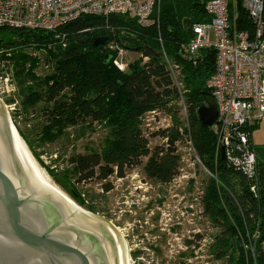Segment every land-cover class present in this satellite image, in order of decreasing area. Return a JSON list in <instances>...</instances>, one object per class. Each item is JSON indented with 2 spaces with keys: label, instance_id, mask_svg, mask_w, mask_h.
I'll return each instance as SVG.
<instances>
[{
  "label": "trees",
  "instance_id": "16d2710c",
  "mask_svg": "<svg viewBox=\"0 0 264 264\" xmlns=\"http://www.w3.org/2000/svg\"><path fill=\"white\" fill-rule=\"evenodd\" d=\"M205 2L161 0L159 23L148 27L120 14L107 19L80 16L59 29L67 35L66 47L57 41L54 47L43 49L47 56L43 60L50 63L51 72L47 75L33 73L31 68L38 63L35 59L13 53L16 77L25 82L21 91L18 87L17 91L22 93L25 108L40 118L34 127L40 128L45 142H55L66 128L87 122H103L109 128L101 151L74 153L67 158V178L74 177L77 183L92 179L105 181L114 173L123 177L126 170L141 165L144 157H147L143 166L147 177L171 182L180 172L178 142L188 137L203 165L213 174L204 201L213 219H217L218 213L223 219L222 231L214 243L217 258L228 257L231 249L237 247L236 264H264V146L253 143L256 126L248 134L247 144L234 140L230 148L238 157L250 148L255 150L257 173L250 175L216 154L214 131L198 115V107L211 95L207 80L215 70L214 50H203L197 63L178 55L180 43L192 37L191 31L184 27V19L190 18L192 23L209 20ZM238 3L237 27L253 31L252 19L242 0ZM106 24L114 29L110 30ZM4 29L7 28H0ZM14 30L18 36L6 42L0 37V46L24 44L28 48L31 43L36 42L38 47L43 42L54 41L52 32ZM108 34L109 40L140 54L127 70L114 64V53L106 48L108 41L95 45L97 37ZM160 35L168 55L182 66V88L165 64ZM108 54L112 55L109 61L105 59ZM27 63L30 68L25 71ZM182 101L186 105L185 120ZM153 110L170 115L173 124L151 133L166 139L151 148L142 121ZM19 130L25 135L24 130ZM104 186L106 190L111 188L109 182Z\"/></svg>",
  "mask_w": 264,
  "mask_h": 264
},
{
  "label": "rangeland",
  "instance_id": "374dc122",
  "mask_svg": "<svg viewBox=\"0 0 264 264\" xmlns=\"http://www.w3.org/2000/svg\"><path fill=\"white\" fill-rule=\"evenodd\" d=\"M0 31L5 42L18 36L14 29ZM21 54L38 61L36 67L31 68L35 75L45 76L51 72L44 64L43 59L47 56L40 49L29 46L25 52H14V56ZM139 57L137 51L130 50L125 59L130 63ZM28 68L29 63L25 71ZM24 83L15 77V91L0 94L14 125L18 130H24L26 136L19 131L45 171L79 197L80 207L117 227L135 263L236 264L237 247L232 248L226 258L216 256L214 243L222 231L223 219L221 213L213 219L206 211L204 201L213 174L203 165L188 137L178 142L180 172L171 182L162 183L147 177L143 168L147 157H144L141 165L126 170L123 177L114 173L105 181L92 179L77 183L74 177L67 178V158L74 153L101 151L109 128L103 122H87L66 128L55 142L43 141L40 128L34 127L40 118L31 113L30 108H25L22 93L17 91V87L21 91ZM182 115L185 120L184 111ZM172 124V117L164 112L147 113L143 117L142 128L149 136L151 148L165 142V139L151 136V133ZM221 157L225 158L223 151ZM106 182L110 183V190L105 189Z\"/></svg>",
  "mask_w": 264,
  "mask_h": 264
},
{
  "label": "built area",
  "instance_id": "2783aa9c",
  "mask_svg": "<svg viewBox=\"0 0 264 264\" xmlns=\"http://www.w3.org/2000/svg\"><path fill=\"white\" fill-rule=\"evenodd\" d=\"M160 1L0 0V28L54 33V41L39 44L41 48L36 47V42L30 44L31 49L43 51L54 47V42L66 47L67 35L59 30L60 27L84 15L107 19L112 14H120L135 19L144 27L158 25ZM242 6L252 19L253 31L237 27L238 0H206L205 10L209 20L191 24L192 37L180 43L178 55L197 63L202 59L203 50H214L215 70L207 80V87L218 110L217 122L211 126L216 136V154L221 155L224 150V159L228 164L254 175L257 173L255 150L250 148L238 157L230 152V148L234 140L247 144L252 128L264 119V0H242ZM106 27L114 29L108 24ZM159 41L165 64L175 83L181 87L182 66L168 55L161 35ZM28 48L24 44L0 46V94L15 91L13 53L17 50L25 52ZM106 48L114 53V64L121 70H127L129 63L125 56L129 50L115 40H108ZM44 64L50 69L49 62L44 61ZM181 105L186 113L184 101ZM160 112L153 110L149 113Z\"/></svg>",
  "mask_w": 264,
  "mask_h": 264
},
{
  "label": "water",
  "instance_id": "95a60500",
  "mask_svg": "<svg viewBox=\"0 0 264 264\" xmlns=\"http://www.w3.org/2000/svg\"><path fill=\"white\" fill-rule=\"evenodd\" d=\"M191 24L184 19L187 31ZM109 38L99 36L95 45ZM217 114L215 99L206 96L200 120L212 126ZM80 205L45 171L0 100V264H137L114 246L111 223Z\"/></svg>",
  "mask_w": 264,
  "mask_h": 264
},
{
  "label": "bare ground",
  "instance_id": "6f19581e",
  "mask_svg": "<svg viewBox=\"0 0 264 264\" xmlns=\"http://www.w3.org/2000/svg\"><path fill=\"white\" fill-rule=\"evenodd\" d=\"M98 218H100L98 215H96ZM109 233L111 236V240L116 247L117 250H119L121 253L124 254L127 258L131 259L128 246L125 245V241L117 227H114L113 225H109ZM132 260V259H131Z\"/></svg>",
  "mask_w": 264,
  "mask_h": 264
},
{
  "label": "crops",
  "instance_id": "0c3cea01",
  "mask_svg": "<svg viewBox=\"0 0 264 264\" xmlns=\"http://www.w3.org/2000/svg\"><path fill=\"white\" fill-rule=\"evenodd\" d=\"M254 129L252 132L253 143L258 146H264V119Z\"/></svg>",
  "mask_w": 264,
  "mask_h": 264
}]
</instances>
